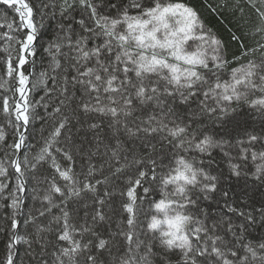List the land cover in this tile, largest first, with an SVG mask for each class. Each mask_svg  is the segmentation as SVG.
Masks as SVG:
<instances>
[{
	"label": "snow or ice",
	"instance_id": "snow-or-ice-1",
	"mask_svg": "<svg viewBox=\"0 0 264 264\" xmlns=\"http://www.w3.org/2000/svg\"><path fill=\"white\" fill-rule=\"evenodd\" d=\"M0 3V264H264V0Z\"/></svg>",
	"mask_w": 264,
	"mask_h": 264
},
{
	"label": "trees",
	"instance_id": "trees-1",
	"mask_svg": "<svg viewBox=\"0 0 264 264\" xmlns=\"http://www.w3.org/2000/svg\"><path fill=\"white\" fill-rule=\"evenodd\" d=\"M31 2L33 3V5H35L36 0H31ZM186 2L194 4L197 7H199L208 26L212 28L222 39L229 42L228 43L229 55L237 51V46L235 42H231L229 39L228 29L232 27L229 21L233 19L231 16H229L228 19H225L222 16H217L215 14H209V12L206 9L200 7L204 3V0H186ZM14 20H15V14L13 10H11L9 7L3 6L2 3H0V34H3L6 31L5 25L8 23H12ZM45 24H46V27L40 30V34L38 35V38L36 41L37 56L34 59L36 60V73L37 74L42 70V66L46 67L47 65V59H46L47 54L44 51V49H46L48 43L54 39V32H55L54 26H48L47 21H45ZM232 30H235V29H232ZM6 42H7L6 40H4L3 38H0V77H2L4 74V68L2 66L3 65L2 49ZM25 67L26 69L28 68L27 65ZM4 78L8 79L7 77H4ZM5 95H11V93L5 92L3 89H0V96H5ZM42 96H44V91L42 89L36 90L32 94H30L29 100L35 104L36 102L40 101ZM36 111L43 114L44 110L43 108L37 106ZM3 122H4V117L2 114H0V123H3ZM30 129H31V135L29 138L32 139L33 137H38L39 132L41 130V122L36 121L34 123V126H30ZM8 132H9L8 142L10 143L11 142V129H8ZM217 161L220 164L221 169H224V162L220 159V157H217ZM229 183L232 184L233 190L237 194L241 192L242 187H243L242 182L236 183L235 181H230ZM249 195L251 199H248L247 202L250 207L252 205H255V207L258 208L260 206L261 201H264V192L251 191ZM25 196L26 197L31 196L30 190L29 192L25 193ZM5 203L7 202L0 201V260H2L6 254L5 246H6V242L8 238L7 237V225L9 223L6 217L12 214L11 208L4 207ZM32 207H33V201L29 198H26L24 211H28ZM216 208H217V205L213 204V211H215ZM245 210H248V209H245ZM17 218L21 219V217H17ZM255 234L256 235L264 234V230L257 228ZM19 256L24 261V264H27V259L24 254L23 247H20Z\"/></svg>",
	"mask_w": 264,
	"mask_h": 264
}]
</instances>
